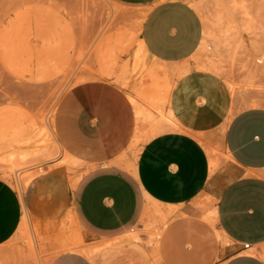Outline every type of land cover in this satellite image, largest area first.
Here are the masks:
<instances>
[{
  "label": "crops",
  "instance_id": "0c3cea01",
  "mask_svg": "<svg viewBox=\"0 0 264 264\" xmlns=\"http://www.w3.org/2000/svg\"><path fill=\"white\" fill-rule=\"evenodd\" d=\"M115 1L145 11L139 41L168 66L159 110L171 126L150 134L130 95L107 83L74 88L56 115L59 156L21 171L33 174L23 192L0 173V251L14 252L3 261L32 264L25 243L7 245L25 220L35 249L51 253L45 264H143L144 253L156 264H264V106L232 110L224 79L192 64L204 26L189 0ZM221 126L225 158L212 154L211 168Z\"/></svg>",
  "mask_w": 264,
  "mask_h": 264
},
{
  "label": "rangeland",
  "instance_id": "374dc122",
  "mask_svg": "<svg viewBox=\"0 0 264 264\" xmlns=\"http://www.w3.org/2000/svg\"><path fill=\"white\" fill-rule=\"evenodd\" d=\"M189 2L204 26L203 46L193 54L192 64L200 67L206 57L217 62L219 71H212L228 85L232 110L264 106V0H236L243 3L240 9L232 0ZM244 6L250 10L248 18ZM144 12L115 0H0V173L7 181L12 177L8 182L20 192L33 175L21 171L59 156L56 115L62 99L71 96L74 88L107 83L127 98L130 95L148 104L152 93L149 69L156 68L163 75L161 68L167 74L168 66L148 57L140 47ZM222 129L212 135L209 145L218 162L225 158ZM146 136L133 137L130 156ZM66 157L67 153L62 161L71 169ZM165 220L160 217V226ZM20 235L7 245L14 247L21 240L28 250L19 255L32 264H45L51 253L35 249L27 224ZM4 257L13 258V250L0 251V264H7ZM143 260V264H156L145 253Z\"/></svg>",
  "mask_w": 264,
  "mask_h": 264
},
{
  "label": "bare ground",
  "instance_id": "6f19581e",
  "mask_svg": "<svg viewBox=\"0 0 264 264\" xmlns=\"http://www.w3.org/2000/svg\"><path fill=\"white\" fill-rule=\"evenodd\" d=\"M232 2H234L235 4L236 3H238V2H236V0H232ZM239 3H241V4H243L244 3V1H243V3L242 2H239ZM239 3L238 4H236L237 5V7L239 8L240 7V5H239ZM234 4V5H235ZM239 5V6H238ZM242 7V6H241ZM240 7V8H241ZM246 6H244V16H247L248 15V12L250 11V10H248V9H246L245 8ZM239 8V9H240ZM241 12V11H240ZM243 13V12H242ZM249 14H251V13H249ZM249 16V15H248ZM248 16L246 17V18H248ZM252 17H253V15H251ZM252 17H250L251 19H252ZM245 18V17H244ZM245 18V19H246ZM254 18V17H253ZM250 19V20H251ZM249 20V21H250ZM253 20V19H252ZM245 21V20H244ZM246 21H247V19H246ZM251 23V22H250ZM252 24H253V22H252ZM249 25V24H248ZM56 41V40H55ZM52 43H54V42H52ZM58 44V43H57ZM139 44H140V47H141V49L143 50V52L147 55V52H146V50L143 48V46L141 45V43H140V41H139ZM53 46H55V45H53ZM59 46V45H58ZM203 46V44L201 43L200 44V47H202ZM57 47V46H56ZM55 49V48H54ZM57 51V50H56ZM58 51H59V48H58ZM55 52V51H54ZM57 53V52H56ZM148 56V55H147ZM205 59H207V57L205 58ZM205 59H203L204 61H202V63L200 64V67L201 68H207V69H210V70H217L216 72H218L219 70L217 69V68H220V67H216V66H218L216 63H214L215 61L213 60V59H207V60H205ZM212 60L214 61V62H212ZM38 66L40 67V65L38 64ZM44 66H46V65H44ZM43 66V67H44ZM42 66L40 67V68H43ZM171 69V68H170ZM161 71L163 72V75H160V71L158 70V69H156V68H153V69H149V75L151 74V89H152V93L150 94V96L147 98V101H148V105H149V107H148V109H146V110H144V108L141 106V104L140 103H138L137 102V100L135 99V98H133V97H131V99H132V101H133V103L135 104V106H136V114H137V118L138 119H141V120H148L149 122H150V124L149 125H151L150 127H151V133L150 134H154V133H156V132H158V131H161V130H164V129H167V128H169L170 126H171V123H170V120H169V118L168 117H166V116H164L161 112H160V110H159V105L161 104V103H163L164 101H165V92L168 90V88H169V86H170V82H169V80L167 79V75H169L168 73L166 74V69L165 68H161ZM43 72V71H42ZM179 73V72H178ZM150 89V90H151ZM140 120V121H141ZM148 122V123H149ZM149 127V128H150ZM149 128H148V130H149ZM52 130V129H51ZM51 130H49V133L51 132ZM46 132V131H45ZM53 132V131H52ZM52 132L50 133V135H52ZM147 134V133H146ZM150 134H147V137L150 135ZM44 135V134H43ZM53 136V135H52ZM147 137L145 138V137H142V139H147ZM150 137V136H149ZM48 138H50V137H48ZM139 138V137H138ZM136 139V137H135V139H136V141H138L139 142V139ZM135 139H134V141H135ZM141 139V140H142ZM53 140H55V139H53ZM144 140V141H145ZM143 141V140H142ZM53 142V141H52ZM54 143H55V145H56V142L54 141ZM134 144H135V142L133 143V145L132 146H134ZM58 146V145H57ZM34 154H35V152H33ZM41 153H42V151H41ZM208 153L210 154V165H211V168H213L214 166H215V159L213 158V156H212V150L211 149H209L208 148ZM37 154V153H36ZM36 154H35V156H36ZM25 155H27V154H25ZM37 155H39V154H37ZM49 156V155H48ZM27 157V156H26ZM30 157V156H29ZM33 157V156H32ZM32 157H31V159H32ZM39 157V156H38ZM21 159H22V157H21ZM24 159H25V157H24ZM34 159L36 160V159H38L37 157L35 158L34 157ZM46 159V158H45ZM29 160V159H28ZM27 160V162H29ZM25 161V160H24ZM31 161V160H30ZM33 161V160H32ZM43 161V160H42ZM19 162V161H18ZM26 162V163H27ZM37 162V161H36ZM39 162V161H38ZM16 163V162H15ZM13 164V163H12ZM13 165H15V164H13ZM17 165H18V163H17ZM18 167V166H17ZM9 168V167H8ZM16 168V167H15ZM13 166L11 167V169H15ZM10 170V169H9ZM65 171H66V169H65ZM12 172V171H11ZM9 173V172H8ZM10 174V173H9ZM9 174H7V175H9ZM10 176V175H9ZM5 178H7V177H5ZM12 178V177H11ZM11 178H9V179H11ZM19 178V177H18ZM9 179H8V181H9ZM11 181V180H10ZM20 183V182H19ZM149 205V204H148ZM167 206V205H166ZM157 208H152L153 209V213H155V214H158V215H164V212H162L161 210H159L158 209V205L156 206ZM149 208H150V206H149ZM148 208V209H149ZM167 212L169 213V210H167ZM167 213V214H168ZM161 217V216H160ZM165 218V217H164ZM22 224H26V221L25 220H23V223ZM22 231H24V229L22 230ZM32 231V230H31ZM158 231V230H157ZM19 232V231H18ZM17 232V233H18ZM25 232V231H24ZM156 233V232H155ZM24 234V233H23ZM157 234V233H156ZM34 239V238H33ZM30 241V240H29ZM29 241H28V243H29ZM78 246V245H77ZM80 246V245H79ZM81 246H82V244H81ZM71 247V246H70ZM84 248V247H83ZM86 248V247H85ZM79 249H81V248H79ZM85 250V249H84ZM87 252V251H86ZM84 253V252H83ZM87 254V253H86Z\"/></svg>",
  "mask_w": 264,
  "mask_h": 264
},
{
  "label": "built area",
  "instance_id": "2783aa9c",
  "mask_svg": "<svg viewBox=\"0 0 264 264\" xmlns=\"http://www.w3.org/2000/svg\"><path fill=\"white\" fill-rule=\"evenodd\" d=\"M248 245V243H245L244 246L246 247Z\"/></svg>",
  "mask_w": 264,
  "mask_h": 264
}]
</instances>
